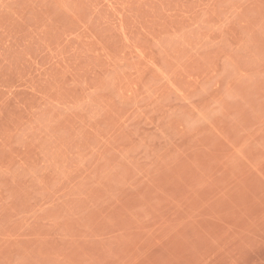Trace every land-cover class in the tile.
<instances>
[{
    "label": "rangeland",
    "instance_id": "obj_1",
    "mask_svg": "<svg viewBox=\"0 0 264 264\" xmlns=\"http://www.w3.org/2000/svg\"><path fill=\"white\" fill-rule=\"evenodd\" d=\"M0 264H264V0H0Z\"/></svg>",
    "mask_w": 264,
    "mask_h": 264
}]
</instances>
